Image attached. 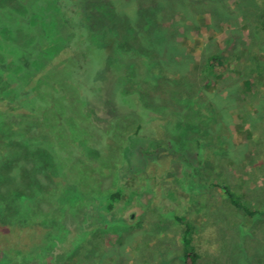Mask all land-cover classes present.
<instances>
[{
	"label": "rangeland",
	"instance_id": "obj_1",
	"mask_svg": "<svg viewBox=\"0 0 264 264\" xmlns=\"http://www.w3.org/2000/svg\"><path fill=\"white\" fill-rule=\"evenodd\" d=\"M25 2V25L1 13L0 226L21 230L0 264H185V222L195 264H264V0Z\"/></svg>",
	"mask_w": 264,
	"mask_h": 264
},
{
	"label": "trees",
	"instance_id": "obj_2",
	"mask_svg": "<svg viewBox=\"0 0 264 264\" xmlns=\"http://www.w3.org/2000/svg\"><path fill=\"white\" fill-rule=\"evenodd\" d=\"M11 4V5H10ZM3 9H7L5 10L7 13H10V16L13 17L12 19V23H7L10 25H25L26 23H22L23 20L20 21V16L22 15V11H24L26 13V11H30L31 9L27 6L25 0H11V2L9 4L6 3V0H0V30L5 29L7 26L5 25V20L1 18V13L3 11ZM12 11H16L15 13ZM12 12V14H11ZM25 13L23 15H25ZM6 17V16H4ZM29 22V21H28ZM27 22V23H28ZM8 28V27H7ZM38 47V46H37ZM219 57V54L215 53V54H211L208 58V69L212 68L214 66V63H217V59ZM3 64H0V72L4 73L8 66H6V68H3L2 66ZM6 69V70H4ZM0 120H3L2 118ZM140 125H137V128L139 129ZM16 136H14L15 138ZM43 152V151H42ZM50 167V166H49ZM51 168V167H50ZM59 169V168H58ZM54 171V170H53ZM58 171V170H57ZM56 172V171H55ZM125 187H123L122 185H117L116 188L112 189L111 191H107L101 195H103V197H97L96 199H99V203H100V209L104 210V211H110L114 208L115 204L117 201L123 199L124 197V202L127 203L129 201L130 197H126V194L124 191ZM225 193L228 196L229 200L231 201V203H233L236 207H238L240 210H242L243 212H245L248 215H254L255 213H257V210H251L247 205H245L244 203L240 202L238 200V198L236 197V195L231 192V190L229 188L225 189ZM131 194V193H130ZM129 194V195H130ZM3 205V204H2ZM2 205H0V211ZM10 209V208H8ZM8 209L5 210V212H0V217H4V215H10V211H8ZM177 221H183L182 218H180L179 216H175ZM117 223H124L123 221H120V218L117 219H113V221L111 220H104V224L99 225V226H95L94 228L90 229V230H85V229H81L78 232L77 231H68L67 233L70 234V236L74 235L75 238H73L70 242H71V246L68 249L67 253L68 255H73L75 254V252L78 250V248L81 247V245L84 244L85 242V237L89 236V235H94L93 232L95 233H101V232H105V231H112L113 227L115 224ZM186 223V227H185V231H184V239H183V252H182V259L184 260L185 264H195L197 259H198V253H196L193 245L191 244V231H192V225L189 222H185ZM126 224V223H124ZM0 225H5L2 222H0ZM9 225V224H6ZM3 229L8 228L10 231L13 232V234H17L18 231H20L21 229H17V228H13L15 226H0ZM115 230H113L112 232H114ZM77 232V233H76ZM9 244H5L4 243V247L6 249H15V250H19V248H23L22 246H19L20 244H18V242H13V240H9ZM84 241V242H83ZM25 251V250H23Z\"/></svg>",
	"mask_w": 264,
	"mask_h": 264
}]
</instances>
